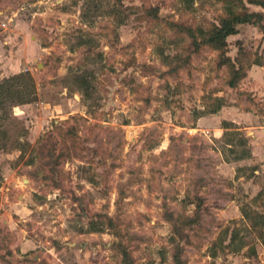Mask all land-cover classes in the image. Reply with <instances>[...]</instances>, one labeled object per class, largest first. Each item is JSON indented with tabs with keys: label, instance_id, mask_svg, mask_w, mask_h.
Instances as JSON below:
<instances>
[{
	"label": "rangeland",
	"instance_id": "rangeland-1",
	"mask_svg": "<svg viewBox=\"0 0 264 264\" xmlns=\"http://www.w3.org/2000/svg\"><path fill=\"white\" fill-rule=\"evenodd\" d=\"M229 10L256 13L253 33L206 43ZM21 42L36 97L0 110V189L12 170L31 180L49 241L19 258L4 243L6 264H264V160L237 163L244 131L200 120L264 66V5L0 0L2 53Z\"/></svg>",
	"mask_w": 264,
	"mask_h": 264
},
{
	"label": "crops",
	"instance_id": "crops-1",
	"mask_svg": "<svg viewBox=\"0 0 264 264\" xmlns=\"http://www.w3.org/2000/svg\"><path fill=\"white\" fill-rule=\"evenodd\" d=\"M255 28L256 27L252 24H239L237 26L238 32L229 35L226 41L229 43L234 42V45H240V43L245 42L247 39L248 32L253 33ZM31 46V44L25 45L21 42L17 50L8 54L2 53L0 49V80L26 69L24 66L27 64V60H24L23 57H26L24 56L25 52H27ZM263 90L264 66L260 68L251 66L250 69L247 70L246 76L237 87H228L223 93H216V95L224 96L225 104L216 110V112L205 114L200 119L202 123H209L212 125H217V121L231 122L236 130L244 131L248 143L250 144V154L246 156V158L238 160L237 163L239 164L250 165L254 164L255 159H257L258 162L264 160V122L262 123L259 121L260 114L257 112L256 106L252 101L255 99L253 97L257 94L263 95ZM229 92H234L236 94V99L232 103L226 100ZM237 100L240 102H237ZM261 100L264 101V98ZM27 106V104H21L13 108L23 109ZM14 114L16 115L17 113L14 112ZM201 122L199 121V124ZM216 129L221 132L220 136H222L224 129L221 126ZM20 181H27L28 184L21 185L19 184ZM29 182H31L29 178L19 175L12 170L8 175V181L4 183L2 189H0L3 195L0 202V246H3L4 243L8 244L15 258H19L21 254H25L39 245L43 246L46 241H49L48 237H44L42 231L39 232L35 228L37 222V225L41 229L45 228L44 230H48V228L42 225V220L44 219L42 215L37 212L39 214H37V216H41L40 221L35 219V210L29 206L30 195L29 192L24 189L26 187L32 189ZM15 191H18V193L14 194ZM19 194H21V199H17ZM40 207L43 209L44 204ZM53 235L54 233L49 235L51 239L55 238ZM6 258H8V255H5L4 250L0 249V264H6L4 261Z\"/></svg>",
	"mask_w": 264,
	"mask_h": 264
},
{
	"label": "trees",
	"instance_id": "trees-1",
	"mask_svg": "<svg viewBox=\"0 0 264 264\" xmlns=\"http://www.w3.org/2000/svg\"><path fill=\"white\" fill-rule=\"evenodd\" d=\"M247 2L261 6L264 5V0H247ZM253 16H256V13H232V11L229 10L226 17H223L219 24L214 25L212 29L207 32L208 37L205 39V42L212 44L216 48H224L227 44V37L238 32L236 24L248 23L255 25L257 23L256 20H253ZM223 63L232 64L228 58L224 59ZM231 66L232 71L237 73L238 69L235 68L234 65ZM80 78L83 79V75L80 76ZM238 78L239 76H236L234 79H230L228 84L230 86H234ZM19 85H21V87ZM32 85V78L28 71L15 73L4 80H0V110L4 107L5 98H12V100H14V103L11 104L12 107L34 101L36 93L35 90L31 89ZM214 110L217 109L213 108L210 112L213 113ZM224 134L225 132L223 135ZM249 154L250 151H246L242 157H246Z\"/></svg>",
	"mask_w": 264,
	"mask_h": 264
}]
</instances>
